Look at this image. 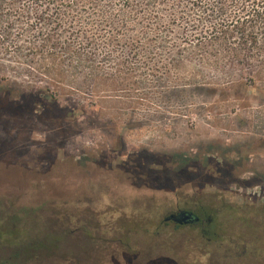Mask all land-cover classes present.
Returning a JSON list of instances; mask_svg holds the SVG:
<instances>
[{"label": "rangeland", "instance_id": "obj_1", "mask_svg": "<svg viewBox=\"0 0 264 264\" xmlns=\"http://www.w3.org/2000/svg\"><path fill=\"white\" fill-rule=\"evenodd\" d=\"M188 1L0 0V264H213L264 240V48L225 58L191 22L243 3ZM200 210L213 242L164 222Z\"/></svg>", "mask_w": 264, "mask_h": 264}, {"label": "trees", "instance_id": "obj_2", "mask_svg": "<svg viewBox=\"0 0 264 264\" xmlns=\"http://www.w3.org/2000/svg\"><path fill=\"white\" fill-rule=\"evenodd\" d=\"M223 1H241L243 4L238 8L239 11L248 13L243 17L227 20L226 17L221 18L227 10L224 4L214 9L203 7L204 16H199V19L192 21L191 25L201 34L208 33L210 43L217 47V51H220L225 58L227 57L232 62L248 63L250 57L246 54L247 51L264 48V0H222L221 3ZM188 2H192L194 7L202 5V0H189ZM247 5L251 6L247 7ZM203 25H208V27ZM258 58L264 60V56ZM196 215L200 218V222L192 226L200 230L203 239L211 234L208 230L217 233L213 219L206 216L204 210H200Z\"/></svg>", "mask_w": 264, "mask_h": 264}, {"label": "flooded vegetation", "instance_id": "obj_3", "mask_svg": "<svg viewBox=\"0 0 264 264\" xmlns=\"http://www.w3.org/2000/svg\"><path fill=\"white\" fill-rule=\"evenodd\" d=\"M182 213L191 214V216L193 218H196V220L192 222H188L186 224H179L177 220H179V216ZM164 222H171L174 224L175 227H185V226H192L195 223H199L200 218L194 212L179 211L178 213L171 214L168 217H166L164 219ZM244 236L236 240L238 242L237 250L234 249L225 250L221 255L218 256L219 258H217L213 262V264H217L219 262L231 261L233 260V258H236L239 264H264V240L261 241L257 237H252L250 240H248L249 237L246 238ZM206 239L207 242H213L211 236L206 237ZM205 253H210V252L205 251Z\"/></svg>", "mask_w": 264, "mask_h": 264}, {"label": "water", "instance_id": "obj_4", "mask_svg": "<svg viewBox=\"0 0 264 264\" xmlns=\"http://www.w3.org/2000/svg\"><path fill=\"white\" fill-rule=\"evenodd\" d=\"M195 220H196V218H193L191 216V214L182 213L179 216V220H177V222H179V224H186L188 222H192V221H195Z\"/></svg>", "mask_w": 264, "mask_h": 264}]
</instances>
